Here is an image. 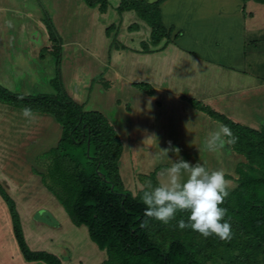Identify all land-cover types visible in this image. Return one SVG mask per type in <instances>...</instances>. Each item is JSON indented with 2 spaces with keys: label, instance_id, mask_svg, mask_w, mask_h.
<instances>
[{
  "label": "crops",
  "instance_id": "0c3cea01",
  "mask_svg": "<svg viewBox=\"0 0 264 264\" xmlns=\"http://www.w3.org/2000/svg\"><path fill=\"white\" fill-rule=\"evenodd\" d=\"M119 2L120 0L116 7ZM88 8L92 9L94 18L97 14H105L107 10L101 12L98 5ZM159 10L163 26L166 30L173 29L172 43L149 53L122 50L119 54L120 51L115 46L110 47L109 39L107 60L96 57L98 76L78 70L71 74H74V78L70 74L64 76V57L70 51L75 54L74 45L80 48L84 46L78 39L65 42L61 37V75L67 94L75 102L85 106L88 102L85 98L89 93L86 95L84 88H92L97 79L99 83H96L94 95H100L99 100L96 105L86 107L85 110H96L105 116L119 135L122 148L125 141L142 145L152 151L149 157L154 161L156 140H159V150H168V130L174 129L177 120L182 127L185 116L194 115L172 114V110L168 109L169 105L179 106L178 103L182 101L194 113L202 111L194 110L189 103L192 100L207 105L234 122L259 129L264 123V3L254 0H165L159 5ZM44 11L46 10L40 0H0V86L7 85L15 94L30 96L53 92L50 86V79L54 74L51 54L43 53V58L40 57L41 49L49 45L48 34L41 31L46 28L43 23ZM121 17L122 22L125 18V28L130 23L138 24L139 30L142 27L138 22L140 20L129 12H123ZM180 21L183 25L178 24ZM52 22L59 31L56 21L52 19ZM136 29L131 33L137 34ZM179 32L180 35L174 39V35ZM117 39L121 42L118 37ZM85 50L89 52L88 47ZM130 55H142V60L150 64L154 57V68L157 71L149 70L143 79L129 75L123 64L134 60ZM113 78L123 80L120 83L127 85L132 95L131 101L127 102L116 96ZM138 83L149 85L153 94L143 92L135 85ZM136 103L139 108L144 104V109L149 114H141V108L138 107L134 112L133 106ZM20 113L22 114V109L16 106H6L1 110L0 183L7 184L2 186L15 201L28 246L32 250H48L47 247H42L47 246V243L43 244L41 236L45 235L43 238L46 239L52 230L60 229V226L71 227V222L56 197L47 188L39 186L40 177L43 180L44 173L49 175L45 153L55 147L59 140V124L49 114L31 112L29 119L32 126L27 131L28 135L25 133L21 143L17 141L22 137L16 136V149L6 148L2 144L7 141L6 134L10 127L8 114ZM25 142L27 150L24 154L20 156L12 152L19 151ZM20 145L23 146L19 147ZM4 150H10L12 158L5 155ZM38 165L42 166L41 169L37 168ZM1 173L9 174L10 178L3 177ZM40 196L46 199L43 209L35 211L33 202L32 206H26L25 201H34L35 197ZM40 212H47L52 216L51 219H46ZM29 214L31 219L26 218ZM28 223H32V226L30 224L31 227H26ZM28 230L30 241L27 240ZM57 234L56 237L62 239ZM13 239L15 240L9 212L0 197V264L29 263L21 253L14 250L9 252L8 245ZM50 251L56 256L59 253L56 249Z\"/></svg>",
  "mask_w": 264,
  "mask_h": 264
},
{
  "label": "trees",
  "instance_id": "16d2710c",
  "mask_svg": "<svg viewBox=\"0 0 264 264\" xmlns=\"http://www.w3.org/2000/svg\"><path fill=\"white\" fill-rule=\"evenodd\" d=\"M84 1L89 7L98 5L101 12L106 10V0ZM164 1L120 0L117 6L119 13L133 10L150 28V45L156 46L165 38V44L159 49L170 42L169 35L173 30H166L161 22L159 5ZM254 1L264 3V0ZM43 23L51 42L54 74L50 86L53 92L27 96L9 92L0 86V100L9 101L22 109L28 108L31 112L49 114L61 127L56 146L45 153V158L49 163V176L55 177L61 188L57 199L72 224L86 227L89 239L105 253L103 264H205L194 244L171 237L166 248H162L150 238L148 228L157 220L144 215L146 206L139 199L141 190L134 199L129 190L120 186L117 166L122 153L120 137L102 113L85 110L83 104H78L67 94L61 75V36L50 15L44 14ZM179 35L180 32L176 33L174 39ZM141 48L142 53L153 52L145 42L141 43ZM43 53L41 49V58ZM135 85L150 87L146 83ZM147 93L153 94V89L150 87ZM191 102L200 111L217 119L220 125L228 126L238 139L237 144L244 139L255 143L247 145V149L243 148L248 152L252 147L257 149L255 162L237 167L236 184L228 188L229 195L220 206L226 209L224 219L235 225V234L242 240L239 242L233 234L232 242L223 245L227 248L228 243H233L240 252L239 257L228 256L227 261H233V264L264 263V123L258 130L251 129L199 101ZM150 176L154 178L155 171ZM0 197L8 209L12 232L23 259L27 262L63 264L53 253L30 249L15 201L1 183Z\"/></svg>",
  "mask_w": 264,
  "mask_h": 264
},
{
  "label": "rangeland",
  "instance_id": "374dc122",
  "mask_svg": "<svg viewBox=\"0 0 264 264\" xmlns=\"http://www.w3.org/2000/svg\"><path fill=\"white\" fill-rule=\"evenodd\" d=\"M40 1L43 3V9L48 12L47 13L46 11H44L43 13L50 15V17H52V19L56 21V24L59 28L58 32L60 33V36L63 38L65 42H70V40L78 39L80 42H82V45L85 48L88 47L89 49V52H86L87 50H85L84 47L80 48L74 45L73 48L75 54H72L71 51L69 52V55L66 54L63 62L64 68L62 67L65 77H67V75L70 74V77L74 78V74L77 73V70L79 72L86 73L89 75L91 73H95L94 76L95 75L98 76L97 70L99 69V66L96 63L97 61L96 57L98 56L101 59L103 58L104 60H107V56H108L107 47L109 45V39L111 43L110 47L112 48L113 46H115V49L117 51H120L119 54L122 53V50L141 52L142 42L147 43L152 51L159 49L161 46L165 44V38H163L158 45L156 46L150 45L149 43L150 28L144 22L143 23L140 22L141 20L137 17L136 13L133 10H124L123 12H129V14L134 15L137 20H140L138 22L139 24L140 23L142 24L141 25L142 27L139 30L138 24L135 25V23H133V25H131L130 23L129 24L130 26L128 25V27L125 28L123 26V23L125 22V18L122 22V17H121L123 12L119 13L116 7L118 0H106L107 10L106 12L104 11L105 14L103 15L97 14L96 18H94L93 16L92 9L88 8V6L85 5L84 1L82 0H40ZM136 19L135 21H137ZM102 23H104L103 28H102ZM178 24L183 25V22L180 21L178 22ZM135 28H137L136 31H138V33L137 34L131 33L132 31H134ZM148 28H149V33H148ZM41 31L47 33L46 28L42 29ZM111 32L114 33L112 34ZM109 33H111L110 36ZM169 36L170 38H172L173 33L171 32ZM117 37L121 40V42L118 41ZM129 37L131 38L129 39ZM45 40L47 42V39ZM171 41L173 40L171 39L170 43H172ZM48 44L49 45L47 47H44L42 49L44 54L45 53L47 54V52L48 54L50 53L51 42L49 41ZM113 53L115 54L114 51ZM130 56H131L130 58L134 59L133 60L134 62L131 61L129 62V64L127 62L123 64V66L127 68L126 72L129 73V75L131 76L133 75L136 76L137 78L143 79L145 75L149 73V70L152 72L157 71L154 68L156 65L155 64L156 61L154 57H152V64H150V63H145V61L142 60V55H136L135 57H133V55ZM72 73L74 74L71 75ZM113 80L115 81L114 87H115L116 96L118 95L120 99L126 100L127 102L131 101L132 95L129 93L127 85L120 83V81L123 80L116 78H113ZM96 83H99L97 82V79L94 80L92 88L90 86L84 88V92L86 93V95L89 93V96L85 98V100H88V102L84 106V108L86 107L90 108L96 105L99 100L100 95H94L95 87L97 86ZM2 87L7 89V91L9 92L12 91L7 85L6 87L5 85H3ZM149 88L150 87L145 85L143 88L140 89L143 92L147 93ZM41 92H44V90H41ZM182 103L179 102L178 103L180 104L179 106L169 105L168 109L170 111L172 110V114H194V115L190 117L186 115L187 117L185 116L184 124L182 127L181 124H179L180 121L177 120V124L174 125V129L172 131L168 130V135H167L169 137L168 151L159 150L160 149L159 140H156V142L154 143L155 161L154 159H151V157H149V154H151L152 151H148L147 148L142 147V145L138 146V144L134 145V143L132 142L130 143V141L127 142L125 141V145L122 148L121 156L117 162L118 175L120 177L121 187L129 190L131 193L134 192L138 193L141 190V188L149 190L150 187L152 186L165 183L167 181V172H166L167 167H169L171 163H173L174 161L183 158L192 163H202L209 170L223 171L225 174V179L228 182V188H232L235 186L236 184L235 182L238 177L236 173L237 167L238 166L245 167L246 164H248L250 161L255 162L254 158L255 156L257 157V153H258L256 151L257 149H253L252 147L250 152L245 150L248 148L247 145L251 144L252 146L253 144H255L254 141H250L249 139L242 140L240 144L236 143L238 141V139H236L235 143L237 145L235 143L226 144L225 147L222 149L217 148L212 151L207 150V148L204 146L205 141L209 138V136L213 132L218 130L219 126H221L220 122L203 111L194 113L190 111L188 107H185L186 106L185 101H182ZM189 103L194 107V110L196 111L199 110V108L195 107V105L191 103V101ZM6 106L12 108L15 107L16 105H14L9 101L0 100V116H1V110ZM16 107L20 108L19 106ZM137 107L138 105L136 103V106L135 107L133 106L134 112ZM140 108H141L140 110L141 114H149L147 109H144L145 108L144 104L143 105L141 104ZM140 108L138 107V109ZM159 113L166 114L161 112ZM195 114H199V115H195ZM8 126L10 127L7 130L8 133L6 134L7 141L6 143L2 144V146L6 148L14 149L15 148L14 146H16V142H15L16 136H18L19 138L22 137L20 141L19 140L17 141L21 143L22 140H24L23 138H25L24 136L26 134L28 135L27 131L29 130V127L32 125H31V120L29 118H25L20 113L18 115L8 114ZM60 131L61 128L59 126V132ZM225 139L227 140L230 138L226 137ZM21 146L23 145H20L19 147ZM26 147L27 145L25 142V145L19 148V151L14 152V150H12V152L16 155L18 154L21 156L26 152L27 150ZM174 149H179V152L173 151ZM12 152L10 150L8 151L4 150V154L5 155L8 154L10 157ZM245 153L247 154V156ZM41 167H42L41 165H38L37 168L41 169ZM154 171H155V176L154 178H152L150 174ZM161 172H163V174H160ZM1 174L4 175L3 177L5 178L6 177L8 179L10 178L9 174L7 175L4 173ZM39 174L42 176V173ZM44 175H45V180L43 181L42 178L40 177L39 186L41 188L44 187L47 188L57 199V196L60 195L61 193V188L59 186V183L57 182V179L45 173ZM4 185L6 186L7 184L4 183ZM49 188L53 189L54 192L51 191ZM34 199H35L34 201H32V199L25 201L27 204L26 206L28 207L32 206L31 203L33 202L35 205L34 207L35 211L43 209L44 205L46 204V199L41 198V196L35 197ZM40 213L44 215L46 219H51L52 217L47 212L46 213L40 212ZM30 215L31 214L27 215L26 218L31 219ZM66 216L71 222L69 216L67 214ZM187 217H188V212L183 211V212H177L175 218L170 220L167 224L162 223L160 221L152 222L148 228V233L150 238L153 241L159 243L162 248H166L171 237L178 238L184 242L196 245L200 251V256L205 264H233V261H227L228 256H230L231 258L239 257L240 255L239 250L236 249V246H234L233 243L232 244L228 243L227 248H225L223 245L229 241L232 242V238L234 237V235L239 242H242L241 237L236 236L235 234L236 232L235 225L231 221L227 220L230 223L232 230V236L230 240L227 241L220 240L216 236H210L205 238L201 236L199 233L193 232L189 228L180 229L177 226V222L181 219L187 222ZM30 224L32 226V223H28L26 224V227L30 226ZM31 232L34 233L33 230H31ZM57 233L60 234V237L62 239L59 240L58 237H56L58 236ZM27 235H28L27 240L30 241L29 236L31 237V235H29V230L27 232ZM63 235H65V237ZM44 236L45 235L41 236L42 242L43 244L47 243L46 244L47 246H42V247H47L48 250L46 249L43 250L51 253L50 250L56 249L59 252L57 256H59L63 264H103V261L105 260L104 251L99 250L96 247V245L89 239L87 229L83 225L77 227L75 225H72L71 222V227L67 228L63 225L60 226V229L57 228L55 230H52L51 234H49L48 235L49 237L47 236L46 239L43 238ZM8 246L7 247L9 252L11 250L12 251L14 250L18 252V254H20L17 243L14 239L11 241V243H9ZM27 264H43V263L37 261L32 263L29 262ZM260 264H264V263L261 262Z\"/></svg>",
  "mask_w": 264,
  "mask_h": 264
},
{
  "label": "clouds",
  "instance_id": "9594fccd",
  "mask_svg": "<svg viewBox=\"0 0 264 264\" xmlns=\"http://www.w3.org/2000/svg\"><path fill=\"white\" fill-rule=\"evenodd\" d=\"M22 115L30 118L31 110L24 108ZM226 137L230 139L226 140ZM235 140L231 129L221 125L204 146L212 151L233 144ZM173 151L179 152V149ZM166 172L165 183L152 186L149 190L141 188L139 199L146 206L144 215L167 224L177 212L187 211V222L183 219L177 222L180 229L189 228L205 238L216 236L220 240H230L231 225L224 219L226 209L220 206L229 195L224 172L209 170L202 163H192L183 158L171 163ZM132 195L135 199L138 193Z\"/></svg>",
  "mask_w": 264,
  "mask_h": 264
}]
</instances>
